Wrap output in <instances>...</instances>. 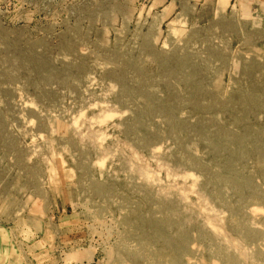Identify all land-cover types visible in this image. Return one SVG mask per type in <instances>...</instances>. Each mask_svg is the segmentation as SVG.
<instances>
[{"label": "rangeland", "instance_id": "obj_1", "mask_svg": "<svg viewBox=\"0 0 264 264\" xmlns=\"http://www.w3.org/2000/svg\"><path fill=\"white\" fill-rule=\"evenodd\" d=\"M0 264H264V0H0Z\"/></svg>", "mask_w": 264, "mask_h": 264}]
</instances>
